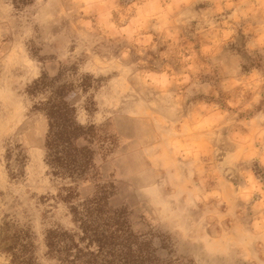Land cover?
Here are the masks:
<instances>
[{"label": "rangeland", "instance_id": "obj_1", "mask_svg": "<svg viewBox=\"0 0 264 264\" xmlns=\"http://www.w3.org/2000/svg\"><path fill=\"white\" fill-rule=\"evenodd\" d=\"M42 75L114 137L74 203L111 184L145 264H264V0H0V264L16 234L58 264L45 235L75 227Z\"/></svg>", "mask_w": 264, "mask_h": 264}, {"label": "trees", "instance_id": "obj_2", "mask_svg": "<svg viewBox=\"0 0 264 264\" xmlns=\"http://www.w3.org/2000/svg\"><path fill=\"white\" fill-rule=\"evenodd\" d=\"M11 1L16 7L32 2ZM46 80L42 75L32 81L28 93L36 95L44 89L50 90L46 100L33 108L47 119L44 161L52 176L68 180L61 199L69 204L75 225L70 230L47 231L48 253L58 264H145L143 244L132 233L125 212L111 209L106 204L111 184L107 185V190L106 186L96 183V191L91 197L80 204L74 203L78 194L73 185L98 179L100 161L112 152L115 139L102 128L77 120L75 106L65 99L70 85L54 87ZM24 160L25 156L18 153L17 161L23 163ZM4 250L9 257L7 264H37L24 235H14Z\"/></svg>", "mask_w": 264, "mask_h": 264}]
</instances>
